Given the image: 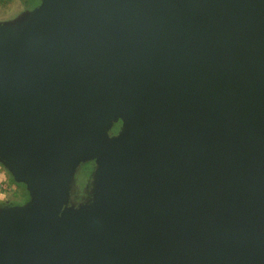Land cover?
Segmentation results:
<instances>
[{"label":"water","instance_id":"1","mask_svg":"<svg viewBox=\"0 0 264 264\" xmlns=\"http://www.w3.org/2000/svg\"><path fill=\"white\" fill-rule=\"evenodd\" d=\"M0 167L27 193L0 203V264H264V0L0 22Z\"/></svg>","mask_w":264,"mask_h":264},{"label":"rangeland","instance_id":"2","mask_svg":"<svg viewBox=\"0 0 264 264\" xmlns=\"http://www.w3.org/2000/svg\"><path fill=\"white\" fill-rule=\"evenodd\" d=\"M27 1L28 0H0V22L14 20L19 16H21L26 11L25 6L27 5ZM80 167L78 170L81 169ZM83 167H85V164H83ZM0 172L1 174L4 175L3 177L5 179H9L7 173L2 168H0ZM77 173L75 176V186H74L75 192L73 194V197L78 196L76 198L79 199V197L81 196V198L83 199L88 192L87 184L83 185V176H81V174L78 175ZM6 198L10 203L19 205V204H23L27 200V193L26 191L24 194L15 191L14 194H9L8 196H6ZM87 198L85 200L82 201L78 200V201L84 202L88 200Z\"/></svg>","mask_w":264,"mask_h":264},{"label":"flooded vegetation","instance_id":"3","mask_svg":"<svg viewBox=\"0 0 264 264\" xmlns=\"http://www.w3.org/2000/svg\"><path fill=\"white\" fill-rule=\"evenodd\" d=\"M37 1V0H36ZM39 1V0H38ZM38 4H39V2H38ZM37 3H34L33 4V6H31V5H26L25 6V8H26V11L27 10H32L33 8H35L37 5H38ZM119 127H120V123H118V124H116L115 125V127L113 128V130H114V133L113 134H116V132L118 131V129H119ZM116 130V131H115ZM1 168V167H0ZM81 169L80 170H78V175H80L81 174V176H83V185H86L87 184V191H88V182H89V178H90V174H91V172H92V170H93V163L92 162H90V163H87V164H85V167H83V165H81V167H80ZM83 168H86V169H83ZM7 180H9V179H7ZM17 190H18V192L19 193H25V189H24V187L23 188H17ZM76 197H78V196H74L73 198L76 200V202L78 203V202H80V201H82V200H85L87 197V199H89V195L87 194L83 199L81 198V196L79 197V199L78 198H76ZM78 200H80V201H78ZM1 204L2 203H5V204H12V203H10L8 200H6V201H4V202H0Z\"/></svg>","mask_w":264,"mask_h":264},{"label":"built area","instance_id":"4","mask_svg":"<svg viewBox=\"0 0 264 264\" xmlns=\"http://www.w3.org/2000/svg\"><path fill=\"white\" fill-rule=\"evenodd\" d=\"M0 195L8 196L9 194H14L15 191H18L17 188L5 179L3 174L0 172Z\"/></svg>","mask_w":264,"mask_h":264},{"label":"trees","instance_id":"5","mask_svg":"<svg viewBox=\"0 0 264 264\" xmlns=\"http://www.w3.org/2000/svg\"><path fill=\"white\" fill-rule=\"evenodd\" d=\"M38 0L36 1V0H28L27 1V4L28 5H31V6H33V4L34 3H37L38 4ZM116 131V130H115ZM113 133H114V130H113ZM9 182L11 183V184H13L16 188H23V186L22 185H19V184H15L10 178H9Z\"/></svg>","mask_w":264,"mask_h":264},{"label":"crops","instance_id":"6","mask_svg":"<svg viewBox=\"0 0 264 264\" xmlns=\"http://www.w3.org/2000/svg\"><path fill=\"white\" fill-rule=\"evenodd\" d=\"M6 200H7L6 196L0 195V202H4Z\"/></svg>","mask_w":264,"mask_h":264}]
</instances>
